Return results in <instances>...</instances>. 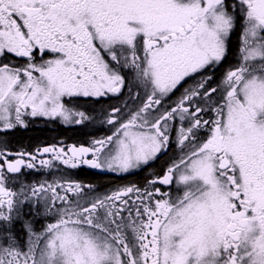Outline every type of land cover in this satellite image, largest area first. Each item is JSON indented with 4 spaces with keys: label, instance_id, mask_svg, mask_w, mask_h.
Masks as SVG:
<instances>
[{
    "label": "snow or ice",
    "instance_id": "6c2138e0",
    "mask_svg": "<svg viewBox=\"0 0 264 264\" xmlns=\"http://www.w3.org/2000/svg\"><path fill=\"white\" fill-rule=\"evenodd\" d=\"M0 264H264V0H0Z\"/></svg>",
    "mask_w": 264,
    "mask_h": 264
},
{
    "label": "flooded vegetation",
    "instance_id": "af4514ba",
    "mask_svg": "<svg viewBox=\"0 0 264 264\" xmlns=\"http://www.w3.org/2000/svg\"><path fill=\"white\" fill-rule=\"evenodd\" d=\"M235 38L233 39V44L235 45ZM101 107H107V103H103L100 105H96L97 115L100 112ZM34 130H42L47 132L48 137L39 141L36 144L25 142L23 144L15 143L13 141L12 135L16 133L22 132H32ZM75 132V133H73ZM110 133V128L107 125H102L99 121L94 123H89L86 125H63L59 122H45L43 120L35 121L30 124L28 129H20L16 132L12 133L9 136V145L8 147L14 151L26 150V151H34L36 148H42L43 146L49 145H72V144H84L86 145L92 138H98ZM76 134V135H75ZM163 157L158 160L154 165H152L153 170H159L160 165L163 163ZM90 173L103 178H112L114 179L113 184H106L103 179L102 180H90L82 173ZM73 177L75 179L84 181L86 183H92L99 186L101 191L110 190L118 186H122L125 184H129L132 182H138L143 185L144 176L148 175L149 172H140L138 174H123L119 175L111 172H102L101 170L90 169L87 166H83L81 168L72 170ZM34 178H42V177H34Z\"/></svg>",
    "mask_w": 264,
    "mask_h": 264
},
{
    "label": "trees",
    "instance_id": "16d2710c",
    "mask_svg": "<svg viewBox=\"0 0 264 264\" xmlns=\"http://www.w3.org/2000/svg\"><path fill=\"white\" fill-rule=\"evenodd\" d=\"M47 137H48L47 132L42 131V130H34L32 132H22V133H16L12 135L13 141L19 144H23L25 142L36 144L39 141L46 139ZM82 174H84L90 180H102L103 179V178L101 179L100 177L90 174V173L83 172ZM103 180L107 182L106 184L114 183V179L112 178H104Z\"/></svg>",
    "mask_w": 264,
    "mask_h": 264
}]
</instances>
